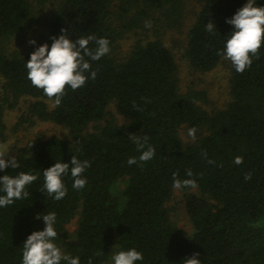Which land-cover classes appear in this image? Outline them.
<instances>
[{
  "label": "trees",
  "instance_id": "1",
  "mask_svg": "<svg viewBox=\"0 0 264 264\" xmlns=\"http://www.w3.org/2000/svg\"><path fill=\"white\" fill-rule=\"evenodd\" d=\"M183 1L119 0L121 22L116 27L111 23L112 0H0V131L4 111L24 96L33 100L21 122L51 121L67 130L64 136L31 140L12 155L19 167L0 172L38 177L26 186L27 198L0 207V264H22L24 241L33 231L43 230L41 216L49 212L56 214L54 243L62 253L78 256L80 264H88L89 258L92 264H109L115 244L120 250L141 252L143 260L135 264H184L193 253H199L201 264H264V44L259 58L253 57L243 73L230 63V99L210 111L197 103L206 98L203 90L179 91L178 64L158 36L136 41L123 59L111 52L126 31L147 29L145 22L151 18L160 26L179 28ZM34 2L51 6L45 32L27 52H7V40L23 33L33 18ZM245 3L201 1L183 50L190 68L207 72L223 59L217 52L233 30L226 19ZM255 6H264V0H255ZM209 21L216 28L212 33L205 27ZM62 28L73 41L88 35L106 38L110 51L95 61L85 57L96 78L89 77L75 91L66 88L60 105L49 108L47 101L53 100L31 84L25 65L30 53L44 43L50 47V37H58ZM88 47L94 50L95 41ZM111 102L126 121L98 125ZM182 125L204 133L183 144L178 133ZM129 133L149 137L155 148L151 160L139 161ZM73 155L90 162L82 174L87 183L74 189L69 170L62 177L67 194L55 200L41 190L43 170L57 161L70 162ZM236 156L243 157L242 164L234 163ZM130 157L137 163L129 165ZM174 172L177 178L196 183L194 188L179 189L185 192L190 237L172 222L166 206ZM248 173L251 179L245 180ZM119 179L123 187L115 195L112 186ZM73 218L75 227L69 232Z\"/></svg>",
  "mask_w": 264,
  "mask_h": 264
},
{
  "label": "clouds",
  "instance_id": "2",
  "mask_svg": "<svg viewBox=\"0 0 264 264\" xmlns=\"http://www.w3.org/2000/svg\"><path fill=\"white\" fill-rule=\"evenodd\" d=\"M226 22L233 26L224 42L223 50H218L217 54L231 61L235 70L243 73L252 64V58H259V50L264 44V6H255V0H247L235 14L226 19ZM146 27L151 26L150 21L145 22ZM206 30L212 33L216 30L215 25L209 21L205 25ZM51 46L47 43L41 44L30 53V58L26 60L27 78L31 84L43 93L50 100H53L51 107H57L65 95V89L70 87L73 91L85 85L89 79L96 78V71H90L89 60H99L106 55L109 49V41L106 38H96L94 35L79 37L75 41L68 38L67 29H61V34L50 37ZM90 41H95L96 48L89 49ZM29 44L35 45L36 41L30 39ZM89 73V75H85ZM135 107V102H133ZM187 135L193 140L196 138V129L189 128ZM129 139L135 144L140 152L139 161L147 162L155 155V148L148 143L149 137L136 136L129 133ZM8 147L0 150V172L5 168H18L19 163L15 156L7 160ZM206 156V152L202 153ZM129 165L137 163L136 157H130L127 161ZM209 163H214L209 161ZM234 163H243V157L236 156ZM90 167L88 160L81 161L75 155L70 162H55L52 166L43 170V187L41 190L52 196L55 200L63 199L67 194V188L62 177L69 174L73 179L74 189H83L87 183L82 176L85 170ZM188 177L192 176V170L186 171ZM37 175L20 172L16 176L7 174L0 175V207L11 205L14 200L27 198L26 186L37 180ZM245 180L251 179V173L245 175ZM184 187H196L192 179L181 180L177 178V173H173V188L182 189ZM39 215V214H38ZM41 216V215H39ZM45 227L43 230L33 231L27 236L22 247V264H80L79 257H72L62 253L61 249L54 243L57 238V231L54 228L56 214L49 212L41 216ZM143 260L141 252L135 248L119 250L112 256L113 264H135L136 261ZM88 264H92L91 258ZM184 264H201L199 253H193L191 257L184 260Z\"/></svg>",
  "mask_w": 264,
  "mask_h": 264
},
{
  "label": "rangeland",
  "instance_id": "3",
  "mask_svg": "<svg viewBox=\"0 0 264 264\" xmlns=\"http://www.w3.org/2000/svg\"><path fill=\"white\" fill-rule=\"evenodd\" d=\"M202 0H184L183 10L184 19L179 28H168L160 26L158 23L152 21L151 26L147 29L133 28L126 31L123 36L114 43L112 48V55L116 59H123L131 50V47L136 41L145 42L152 39L155 35L158 36L174 55L178 64V78L179 91L184 92L188 89L203 90L206 94L204 101H197V103L204 109L210 111L218 109L226 105L230 99L229 94V77H230V63L231 61L223 59L217 64L215 68L207 72H200L189 67L187 60L183 57V50L186 40V32L188 27L194 20ZM247 2V0H246ZM119 0H112L111 2V23L113 26L120 25L118 17L117 4ZM34 11L33 18L28 22L25 30L18 36L9 38L5 44L7 52H16L23 54L27 52L33 44H29L30 39L38 40L39 35L45 32V18L49 14L51 6L49 3L41 6L33 3ZM2 78L0 77V94L2 93ZM32 98L27 96L21 97L18 104L13 108H7L3 115V129L0 131V150L8 147L5 159L15 154L20 148L29 143L35 138H47L51 135L64 136L66 135V128L55 124L51 121H43L34 119L32 123L21 122L26 116V108ZM49 108L53 102L47 101ZM111 121L113 123L121 124L126 119L120 115L114 103L111 102L107 107V114L98 125H103L105 122ZM89 126L88 130H91ZM189 127L182 125L179 128V136L183 144H189L203 135V130L196 129V138L193 140L187 135ZM123 187V179H119L112 186V193L119 195ZM185 192L179 189H173L170 199L166 202L169 209L170 219L179 227L187 237L193 233L192 225L185 213L183 195ZM75 227V218L67 225L69 232H72ZM117 244L114 245V252L119 251ZM112 254V256H113ZM109 264H113L112 258Z\"/></svg>",
  "mask_w": 264,
  "mask_h": 264
}]
</instances>
